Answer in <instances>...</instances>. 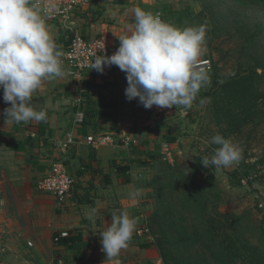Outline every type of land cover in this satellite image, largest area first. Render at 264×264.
I'll use <instances>...</instances> for the list:
<instances>
[{
    "label": "crops",
    "instance_id": "0c3cea01",
    "mask_svg": "<svg viewBox=\"0 0 264 264\" xmlns=\"http://www.w3.org/2000/svg\"><path fill=\"white\" fill-rule=\"evenodd\" d=\"M149 5L156 3L90 0L75 9L73 32L58 21L46 24L61 52L75 34L86 39L104 38L118 48L119 36L134 25V9L147 10L152 7ZM63 69V78L45 80L33 93L31 103L37 110L46 111V121L6 120L4 110L10 104L4 102L0 88V181L12 180L17 190L18 183L23 184L24 167L43 177L55 159L65 161L75 180L69 198L59 204L54 196L43 192L39 195L35 190L27 208L33 231L30 237L51 251L48 254L54 264H159L154 243L138 231L145 226L150 206L151 168L157 159L161 160L164 136L174 129L171 119L178 116L176 107L146 109L139 98L129 101L125 96V72L95 70L80 80ZM69 136L74 143L65 148ZM91 136H110L114 143L94 148L87 142ZM127 137L137 144L125 145L123 139ZM137 190L140 195L133 200L130 193ZM123 210L136 218L137 224L121 252L129 251L136 259L131 255L122 259L120 252L118 257L107 260L100 233L110 225L112 213ZM61 233L68 237L55 243L54 238ZM6 242L3 240L0 246L6 247ZM0 259L5 262L2 254Z\"/></svg>",
    "mask_w": 264,
    "mask_h": 264
},
{
    "label": "rangeland",
    "instance_id": "374dc122",
    "mask_svg": "<svg viewBox=\"0 0 264 264\" xmlns=\"http://www.w3.org/2000/svg\"><path fill=\"white\" fill-rule=\"evenodd\" d=\"M151 2L156 5L145 11L158 14L167 23L179 28L205 25L206 42L199 64L210 62L206 71L211 83L201 89L190 109L176 108L178 116L171 119L174 129L164 140L174 144L175 158L171 164L157 159L151 168L150 206L144 220L150 236H145L149 241L154 237L159 264H205L204 258L208 264H216L206 249L211 236L206 227L199 239L195 236L201 219L197 211L190 210L187 198L196 190L209 201L208 212L218 210L224 220L231 214L242 217L243 237L251 247L264 250V2ZM201 97L208 102L200 105ZM217 133L239 147L241 159L226 168H205L201 160L211 157L218 147L211 143ZM41 177L24 167L23 184L18 183L17 190L12 180L0 181V244L3 240L8 244L0 246L5 260L0 259V264H54L48 254L51 251L30 237L33 231L27 208L33 191L43 195L37 185ZM225 235L220 240L226 242ZM38 236L41 238L40 232ZM130 255L133 259L135 254L125 250L120 257Z\"/></svg>",
    "mask_w": 264,
    "mask_h": 264
},
{
    "label": "clouds",
    "instance_id": "9594fccd",
    "mask_svg": "<svg viewBox=\"0 0 264 264\" xmlns=\"http://www.w3.org/2000/svg\"><path fill=\"white\" fill-rule=\"evenodd\" d=\"M40 12L33 0H0V88L4 102L10 104L4 110L6 120L15 123L46 121V111L31 103L33 93L43 81L66 75L62 52ZM119 40L117 51L98 56L92 69L103 73L105 66H117L126 73V98H139L146 109H190L201 89L211 83L207 71L199 66L206 42L205 25L179 28L137 7L134 25ZM198 102L204 105L208 98L201 97ZM211 143L218 147L211 157L202 158L205 168H226L241 159V150L230 138L217 133ZM139 195L138 190L130 193L133 200ZM136 224L137 219L127 210L112 213L110 225L100 233L107 260L118 257L128 246Z\"/></svg>",
    "mask_w": 264,
    "mask_h": 264
},
{
    "label": "built area",
    "instance_id": "2783aa9c",
    "mask_svg": "<svg viewBox=\"0 0 264 264\" xmlns=\"http://www.w3.org/2000/svg\"><path fill=\"white\" fill-rule=\"evenodd\" d=\"M90 0H33L41 9V16L45 18V22L58 21L66 30L74 31L73 14L76 8L87 4ZM118 48L110 46L104 38L86 39L79 34H75L68 45L62 51L61 61L62 66L72 72L78 79H82L85 74L95 71L92 69V64L98 56H111ZM199 66L205 70L210 68V62H202ZM116 71L122 72L117 66H105L104 73ZM88 144L94 148H98L105 144L114 143L110 136H101L98 138L89 137ZM74 143V139L69 136L65 148ZM123 143L127 146L130 144L136 145L137 141L129 137L123 139ZM161 159L164 162L173 163L175 158L172 143L169 140H164L161 143L160 151ZM75 180L71 175L66 163L62 159H55L47 170L46 174L38 180V189L46 194L55 197L57 203L63 204L70 196ZM139 234L150 236V231L147 227L138 231ZM68 237L67 233H61L60 236L54 238L55 243L63 238ZM150 240L154 242L151 237ZM32 246V244H29Z\"/></svg>",
    "mask_w": 264,
    "mask_h": 264
},
{
    "label": "trees",
    "instance_id": "16d2710c",
    "mask_svg": "<svg viewBox=\"0 0 264 264\" xmlns=\"http://www.w3.org/2000/svg\"><path fill=\"white\" fill-rule=\"evenodd\" d=\"M259 1L264 2V0ZM150 186H152V181ZM200 195L201 194L196 192V190L193 192L191 191L187 198V204L193 213L197 211L201 219L200 223L194 220L198 223L195 227L196 239L200 238V232L202 234L205 227L211 235L206 249H208L216 264H264V250L260 247H251L249 239L244 238L242 235V217L231 214L224 220L225 215L219 213L218 210L212 213L208 212L207 209L210 205L209 201L206 200V197ZM202 220H204L205 224ZM201 225H203L202 228ZM147 226L148 225L145 224L144 227ZM147 228L150 231V228ZM222 234H226V242L220 240ZM155 244L156 242H154V246ZM160 255L164 258L162 252ZM203 263L208 264L209 261L204 258Z\"/></svg>",
    "mask_w": 264,
    "mask_h": 264
}]
</instances>
